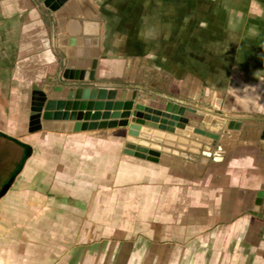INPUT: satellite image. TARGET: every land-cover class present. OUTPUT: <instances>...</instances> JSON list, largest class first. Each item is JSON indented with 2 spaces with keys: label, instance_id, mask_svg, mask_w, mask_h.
I'll list each match as a JSON object with an SVG mask.
<instances>
[{
  "label": "crops",
  "instance_id": "obj_1",
  "mask_svg": "<svg viewBox=\"0 0 264 264\" xmlns=\"http://www.w3.org/2000/svg\"><path fill=\"white\" fill-rule=\"evenodd\" d=\"M88 1L101 17L84 46L93 83L225 122L185 113L217 144L182 169L123 153L127 127L29 132L33 87L55 85L67 48L41 2L0 0V141L21 149L0 148V264H264V112L253 103L264 14L228 15L227 0Z\"/></svg>",
  "mask_w": 264,
  "mask_h": 264
},
{
  "label": "water",
  "instance_id": "obj_2",
  "mask_svg": "<svg viewBox=\"0 0 264 264\" xmlns=\"http://www.w3.org/2000/svg\"><path fill=\"white\" fill-rule=\"evenodd\" d=\"M38 1L47 10L44 13L50 31L60 38L58 45L67 49L63 50L64 55L58 54L60 73L55 85L48 90L38 85L33 87L29 132L127 127L123 153L176 169H182L183 164L197 166L196 162L202 161L199 157L202 143L216 146L217 140L190 125L185 113H199L203 115V123L209 125L225 122L224 118L168 98L158 105L135 104L137 97L149 98L138 87L93 83L97 62L89 61L85 47L98 42L90 36L99 34L101 17L93 12L88 0ZM78 38H83L82 45ZM67 55L69 58L63 61ZM91 110L94 112L90 113ZM162 119L170 120L173 125L161 122ZM163 137L165 141H161ZM256 203H261V199Z\"/></svg>",
  "mask_w": 264,
  "mask_h": 264
},
{
  "label": "rangeland",
  "instance_id": "obj_3",
  "mask_svg": "<svg viewBox=\"0 0 264 264\" xmlns=\"http://www.w3.org/2000/svg\"><path fill=\"white\" fill-rule=\"evenodd\" d=\"M246 2H248V4H246ZM226 3L228 4L226 7L230 8L228 9L229 10L228 15L233 16L234 13L237 15L240 12V9L242 10V12H244L245 10L246 13L250 12V13L259 14V15L264 14V4H262L264 3V0H227ZM1 141H0V148H3V149L6 148L10 150V153L8 154H11V153L15 154L17 151V158L19 159L21 149L17 147L16 145H14L13 143L1 144V143H4L3 141L2 142Z\"/></svg>",
  "mask_w": 264,
  "mask_h": 264
},
{
  "label": "clouds",
  "instance_id": "obj_4",
  "mask_svg": "<svg viewBox=\"0 0 264 264\" xmlns=\"http://www.w3.org/2000/svg\"><path fill=\"white\" fill-rule=\"evenodd\" d=\"M264 100V97H261L259 95H257L254 99H253V103L255 104V106L258 108V110L260 112H264V103H261L260 101ZM259 259V258H258Z\"/></svg>",
  "mask_w": 264,
  "mask_h": 264
},
{
  "label": "trees",
  "instance_id": "obj_5",
  "mask_svg": "<svg viewBox=\"0 0 264 264\" xmlns=\"http://www.w3.org/2000/svg\"><path fill=\"white\" fill-rule=\"evenodd\" d=\"M191 42V38H184V42H183V46L181 47V49L183 50V52H185V50L191 46L190 44ZM193 47V46H192Z\"/></svg>",
  "mask_w": 264,
  "mask_h": 264
}]
</instances>
